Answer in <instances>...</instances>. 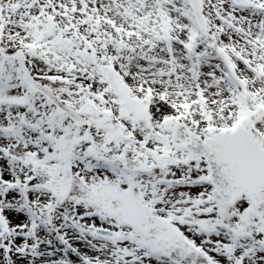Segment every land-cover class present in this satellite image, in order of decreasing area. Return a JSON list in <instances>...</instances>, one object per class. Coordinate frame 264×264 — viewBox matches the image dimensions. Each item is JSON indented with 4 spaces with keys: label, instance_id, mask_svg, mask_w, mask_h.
Returning <instances> with one entry per match:
<instances>
[{
    "label": "snow or ice",
    "instance_id": "obj_1",
    "mask_svg": "<svg viewBox=\"0 0 264 264\" xmlns=\"http://www.w3.org/2000/svg\"><path fill=\"white\" fill-rule=\"evenodd\" d=\"M0 264H264V0H0Z\"/></svg>",
    "mask_w": 264,
    "mask_h": 264
}]
</instances>
